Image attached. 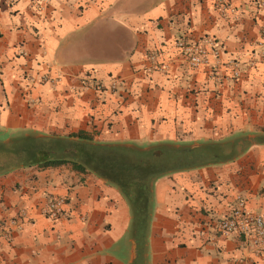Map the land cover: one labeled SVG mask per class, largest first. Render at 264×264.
Returning a JSON list of instances; mask_svg holds the SVG:
<instances>
[{
  "label": "crops",
  "instance_id": "crops-1",
  "mask_svg": "<svg viewBox=\"0 0 264 264\" xmlns=\"http://www.w3.org/2000/svg\"><path fill=\"white\" fill-rule=\"evenodd\" d=\"M216 1L0 0V138L83 131L142 150L218 141L229 155L157 178L144 232L94 172L2 174L0 264H264V248L217 229L238 200L264 216V8ZM204 37L218 51L190 67L176 42ZM150 54L166 68H150ZM58 196L52 219L43 209Z\"/></svg>",
  "mask_w": 264,
  "mask_h": 264
},
{
  "label": "trees",
  "instance_id": "trees-1",
  "mask_svg": "<svg viewBox=\"0 0 264 264\" xmlns=\"http://www.w3.org/2000/svg\"><path fill=\"white\" fill-rule=\"evenodd\" d=\"M201 156L166 144L142 150L95 143L83 131L65 136L22 133L0 140V175L21 167L43 169L67 163L75 170L94 172L119 189L133 214L135 232H144L151 212L153 182L174 171L204 166L196 162Z\"/></svg>",
  "mask_w": 264,
  "mask_h": 264
},
{
  "label": "built area",
  "instance_id": "built-area-1",
  "mask_svg": "<svg viewBox=\"0 0 264 264\" xmlns=\"http://www.w3.org/2000/svg\"><path fill=\"white\" fill-rule=\"evenodd\" d=\"M216 3L219 4L221 11L225 8V3L222 0H217ZM37 4L38 6L41 5L38 2ZM257 4L259 8H264V0H258ZM176 45L181 49L190 67H197L205 63L209 53L214 56L218 51V43L212 37H204L199 41L192 42L178 40ZM257 56L264 58V28L260 32ZM149 59L152 60V63L155 60L152 54L149 55ZM232 67L233 76H238L237 65L234 63ZM150 68L165 69L166 67H159L153 63ZM115 85L116 82L113 81L111 87H115ZM64 205V196L49 199L44 206L43 213L49 218H57L61 215ZM217 229L225 236L237 235L242 237L243 246L255 254L264 248V216L260 213L249 211L243 200H238L226 215L219 218Z\"/></svg>",
  "mask_w": 264,
  "mask_h": 264
},
{
  "label": "rangeland",
  "instance_id": "rangeland-1",
  "mask_svg": "<svg viewBox=\"0 0 264 264\" xmlns=\"http://www.w3.org/2000/svg\"><path fill=\"white\" fill-rule=\"evenodd\" d=\"M2 131H0L1 134ZM0 140H3L2 138H0ZM225 143H220L218 141H213V142H206V143H202L199 147L190 149L189 147H185L187 148V152H198L200 153L202 156L201 157H197L199 160L196 161L197 163L200 164H205L204 166L208 165V162H214L211 164H219L221 162H219L222 159H226L228 158V153L222 150V146Z\"/></svg>",
  "mask_w": 264,
  "mask_h": 264
},
{
  "label": "water",
  "instance_id": "water-1",
  "mask_svg": "<svg viewBox=\"0 0 264 264\" xmlns=\"http://www.w3.org/2000/svg\"><path fill=\"white\" fill-rule=\"evenodd\" d=\"M200 145H201V144H199V143H194V144L189 145L188 147H189L190 149H193V148L199 147ZM183 149L187 150V148H183Z\"/></svg>",
  "mask_w": 264,
  "mask_h": 264
}]
</instances>
